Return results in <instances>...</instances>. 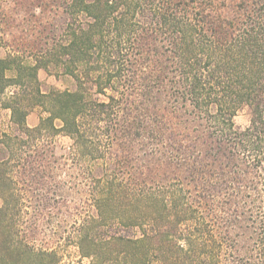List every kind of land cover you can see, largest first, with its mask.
Listing matches in <instances>:
<instances>
[{"label":"trees","instance_id":"trees-1","mask_svg":"<svg viewBox=\"0 0 264 264\" xmlns=\"http://www.w3.org/2000/svg\"><path fill=\"white\" fill-rule=\"evenodd\" d=\"M1 48L0 93L20 88L4 104L16 133L0 135L1 264L51 255L15 242L7 212L21 198L13 169L43 160L33 138L45 131L113 167L89 193L83 249L117 222L136 234L123 240L130 264H264V0H0ZM50 67L76 89L44 92ZM19 96L47 100L36 128Z\"/></svg>","mask_w":264,"mask_h":264},{"label":"rangeland","instance_id":"rangeland-1","mask_svg":"<svg viewBox=\"0 0 264 264\" xmlns=\"http://www.w3.org/2000/svg\"><path fill=\"white\" fill-rule=\"evenodd\" d=\"M5 55V49L1 48L0 58ZM5 75L11 79L16 73L7 71ZM38 78L44 92L76 89L75 80L64 75L59 67H50L49 71L41 69ZM26 90L30 92L28 88ZM19 91L18 86L6 85L4 94L0 93V135L4 132L16 133L11 121L12 112L4 108V104ZM18 98L24 108L32 106L27 124L36 128L41 118L48 116L44 104L47 100L29 99V96ZM250 119L251 109L248 106L241 107L234 117L236 130L241 131L247 127ZM55 125L59 127L61 122L57 120ZM33 141L38 143L36 151L45 153L44 158L35 159L30 165L22 161L13 169V182L9 188L12 194L21 198L18 206H10L7 212H10L9 218L12 219L11 235L15 242L27 241L35 254L47 252L51 255L45 259L34 255L27 264H130L123 240L133 238L136 234L117 222L92 231L94 244L97 245L94 250L83 249L79 245L81 225L84 220L97 215L95 197L89 193L95 192L98 181L110 179L113 171L110 160L105 163L78 160L72 148L73 141L61 132L54 134L53 131H45L36 135ZM111 153L122 155L117 147ZM51 154L54 158L49 157ZM2 156L5 155L0 154V159ZM5 206L4 199L0 196V209ZM111 235L120 237V240L117 238L114 243L108 244L107 239ZM88 251L101 254L99 258L95 254L85 257L84 253ZM14 264H24V260L16 257Z\"/></svg>","mask_w":264,"mask_h":264}]
</instances>
